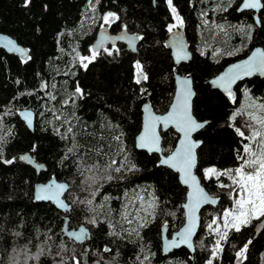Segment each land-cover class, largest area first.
Instances as JSON below:
<instances>
[{
    "label": "trees",
    "instance_id": "16d2710c",
    "mask_svg": "<svg viewBox=\"0 0 264 264\" xmlns=\"http://www.w3.org/2000/svg\"><path fill=\"white\" fill-rule=\"evenodd\" d=\"M241 2L234 0L228 7L227 0H173L193 54L177 67L166 47L168 26L176 23L167 0H97L91 6L88 0H30L27 6L25 0H0V33L16 39L31 57L24 60L0 48V264H83V245L65 236L66 219L69 229L80 224L90 229V264H208L209 260L233 264L236 252L248 241L252 243L244 264H264V230L255 238V225L263 217L239 232L229 230L215 255L219 236L215 224L208 227L223 210L233 207L235 193L219 187L231 183L228 176L205 179L204 170L238 166L237 154L249 140L241 138L236 128L245 136L250 129L244 115L235 121L230 117L244 94L264 100V78L259 76L241 81L232 99L205 82L254 47L264 48V23L258 28L252 12L237 11ZM108 12L119 17L110 26L101 19ZM124 25L143 37L137 53L118 44L114 48L119 52L111 56L101 52L87 69L80 66L79 57L91 55L100 27L108 26L115 33ZM247 26H251L250 39L240 30ZM136 61L148 76L140 84L135 82ZM176 73L194 80L193 112L199 121L208 122L196 136L202 141L196 173L219 199L216 207L208 206L201 213L195 260L185 248L163 255L162 228L167 226L171 235L183 225L187 189L177 173L159 165L157 154L135 146L143 105L149 103L156 113L167 112ZM77 86L82 95L76 93ZM24 108L36 112L32 131L19 118ZM162 136L163 153L169 154L178 135L171 130ZM25 154L44 166L41 174L20 159ZM112 161L116 164L109 168ZM132 165L135 170L129 171ZM115 167L121 170L116 172ZM97 170L100 176L94 178ZM53 176L70 186L65 197L71 205L69 213L34 201L35 184ZM142 193L147 195L144 199L154 196L155 205L151 216L143 215V227L132 232L127 223L132 218L124 207ZM93 219L96 222L90 223Z\"/></svg>",
    "mask_w": 264,
    "mask_h": 264
},
{
    "label": "snow or ice",
    "instance_id": "6c2138e0",
    "mask_svg": "<svg viewBox=\"0 0 264 264\" xmlns=\"http://www.w3.org/2000/svg\"><path fill=\"white\" fill-rule=\"evenodd\" d=\"M30 2V0H25V6ZM97 0H88L89 5H93ZM234 0H227L228 7H231ZM167 5L173 15V18L176 20L175 24L168 26V31L173 32L174 29L180 28L183 25V19L179 16L177 9L173 5V0H167ZM228 7H224L222 10L227 11ZM245 10H254L262 13L261 17L256 20L257 24L264 23V0H242V4L237 6V11ZM203 15H207L204 13ZM104 25H111L116 20L119 19L116 13L108 12L101 17ZM207 23V21H205ZM221 31H224L222 25H217ZM241 31H246L248 38L250 39L251 26H247L246 29L242 28ZM122 33L119 36L111 37L107 34H104L100 37L97 44L90 49V56H80L79 63L80 66L84 69L88 68V65L91 64L101 52L107 53V55H113V51L119 52V49L106 48L105 43L111 41L114 45L115 41H126L128 46L135 51L137 47V41L142 40V36L129 34L127 31V25H124ZM175 42L172 45H166L168 47L175 48V61L179 64L182 61H187L190 59V53L185 50V46L180 39L179 32L174 33ZM6 46L10 50L23 53L24 50L17 48L13 41L8 40ZM203 55V53H201ZM231 54V53H229ZM29 59L31 57H28ZM136 69V78L135 82L140 84L141 81H147L148 76L144 72L143 65L140 61H136L134 64ZM254 73H260L264 75V49H255L252 51L248 59L244 60L242 63H237L230 67L224 74H222L217 79L213 80L211 83L223 89L226 92L230 99L233 98V93L231 91V85L235 81L242 79L244 76H250ZM192 80L190 76L183 78H178V91L176 93L173 104L171 105L170 110L166 115L156 116L149 112V115L146 118L142 133L138 137V147L142 149H147L149 152H161L160 148V136L157 133L158 126H163L167 129L169 127H174L178 132L182 134V137L179 141V145L172 151L170 155L164 156L160 164L167 166L177 173L180 174L181 182L188 186L192 191L189 193L190 203L185 205L189 208V223L188 226L184 228L181 233H178L179 243H189L188 237L192 235L193 229L195 228V218L194 212L195 207L199 206L201 203L208 202V196L204 192L203 188L200 187V183L197 180V177L193 174V168L196 165V157L194 150L198 146L197 142L191 140V134L198 131L199 129L205 126V123L198 122L191 113V98L195 95L191 88ZM46 87V85H45ZM76 93L83 94L82 90L77 86ZM52 99H55L53 96ZM67 104L68 101H65ZM261 114L256 115L254 113H247L250 120L255 122L253 131L250 136H245V133L241 131L240 128H236L238 135L246 140L251 141V143L243 144L242 152L237 154L238 166L234 169H225L218 170L215 167H209L204 170V178L219 179L221 176H228L231 183L225 185L223 183L219 184V187L224 188L228 187L234 195V208L225 210L223 217V229L221 231L219 227L215 229L219 239L216 241V246L213 252V255L216 252L220 251V243L227 239L228 231L234 230L236 232L241 231L243 226L250 224L252 219L259 220L261 217H264V104L260 106ZM148 111V107L145 108ZM244 111H237L234 113L230 119L235 121L237 116L245 115ZM24 119L27 122L28 126L32 125V114L25 113ZM55 119L60 120V116H56ZM73 131L71 124L67 128V132L71 133ZM59 134V129H57ZM66 138V137H65ZM117 140H120L121 137H116ZM35 151V146L33 148ZM69 154L74 153L73 148L68 149ZM20 159H28L27 157H20ZM5 163H13V160H6ZM116 164V161H112V164L109 165V168L112 165ZM120 167H115L114 171L119 172ZM129 171L135 170V165H132ZM91 171V170H89ZM99 170L93 173V177H99ZM108 179H111V176H108ZM68 191V187L63 183H52L46 186H42L40 192L42 195H38L37 199L41 200H52L60 207L61 209L67 208L68 205L65 203L61 197L64 193ZM91 195H95L93 192ZM214 202V201H213ZM89 205L92 204V200H87ZM90 223H95L93 219L89 221ZM129 223L132 221L129 220ZM217 221L213 220L211 224L208 225L209 229H212V226L216 224ZM143 227V225H141ZM75 239L82 240L85 236L84 229L80 230L79 234H74ZM177 239L174 237L171 246H177ZM189 247L191 245L189 244ZM247 249V245L243 249L237 252V257L242 258ZM42 251V250H41ZM38 259V256L35 257ZM208 264H212V261L209 260Z\"/></svg>",
    "mask_w": 264,
    "mask_h": 264
},
{
    "label": "water",
    "instance_id": "95a60500",
    "mask_svg": "<svg viewBox=\"0 0 264 264\" xmlns=\"http://www.w3.org/2000/svg\"><path fill=\"white\" fill-rule=\"evenodd\" d=\"M242 4V2H241ZM240 4V5H241ZM245 11H250L252 12L253 14V17H254V21H255V24L258 28L261 27V24H257L256 23V20L258 18H260L259 14L261 12L259 11H254V10H245ZM239 12H243V11H239ZM128 33L129 34H132V35H137L131 31H129L127 29ZM175 32H179L180 34V39L182 40L184 46H185V50L190 53V59H188L187 61H182L180 62L179 64L176 63L175 61V48L174 47H167V49L170 51L171 53V57L174 61V64L178 67L180 66L181 64L183 63H188L191 59H192V51L190 50V44H189V41L186 37V34L184 33V30L182 29V27L180 28H177V29H174L172 33L169 34L167 40H166V45H172L174 44L175 42V36H174V33ZM104 34H107L108 36H111V37H115V36H119L122 33V29L119 30L118 32H115L113 33L111 31V29L108 27V26H103V27H100L97 32H96V35H95V39H94V42L92 44V48L97 44V42L99 41L100 37ZM8 40H11L13 41V43L16 45L17 48H20V49H23L24 52L23 53H20V52H16V51H12L9 49V47L6 46V42ZM139 43H140V40L137 41V47H136V50L133 51L127 44L126 41H115L114 45L111 41L109 42H106L105 43V47L106 48H109V47H114V46H117L118 44H124L127 49L133 53H137V50H138V46H139ZM0 48L3 49L7 54H10V55H16L18 57H20L21 59H27L28 56H29V51L27 48H25L23 45H21L20 43H18V41L16 39H14L13 37H11L10 35L8 34H4V33H0ZM264 49L263 47L261 46H256L254 47L245 57L239 59V60H236L230 64H228L226 67L223 68V70L221 72H219L216 76L212 77V78H209L207 79L205 82L206 83H209L211 85V87L213 89H216V90H219L221 93H224V94H227L226 92L223 91V89L221 88H218L216 86H214L211 82L215 79H217L218 77H220L222 74H224L230 67H232L233 65L237 64V63H242L244 60L248 59V57L251 55L252 51H254L255 49ZM188 75H180L178 73L175 74V93H174V97H173V100H172V103L171 105L173 104L174 102V99H175V96H176V93L178 91V78H183V77H186ZM256 76H259L260 78H264V75L260 74V73H254L253 75H250V76H244L242 79H239L237 81H235V83H233L231 85V91L233 93V96H235V87L243 80H246V79H252ZM191 77V76H190ZM191 80H192V84H191V88H192V91L195 93L194 96H192L191 98V113H192V116L198 121V122H201V123H205V126L201 129H199L198 131L196 132H193L191 134V140L194 141V142H197L198 146L196 147V149L194 150V154H195V157H196V165L195 167L193 168V174L197 177V180L199 181L200 183V187L203 188L204 192L207 194L208 196V202H205V203H201L199 206L195 207V212H194V218H195V228L193 229V233L191 236L188 237V241L189 243H179V237H178V233H181L185 227L188 226V223H189V215L192 214L190 213L189 211V208L185 207V205H189L190 203H192V201H190V196H189V193L192 191L188 186L184 185L182 182H181V179H180V174L177 173L175 170L167 167V166H163L160 164V161L161 159L164 157V156H167V155H170L172 153V151L179 145V141L182 137V134L180 132H178L174 127H169L167 129L163 128V126H158L157 128V133L158 135L160 136V148H161V152H149L147 149H142V148H139L138 147V137L139 135L142 133V130H143V127H144V124H145V121H146V118L147 116L149 115V112H151L152 114L156 115V116H163V115H166L168 113V111L170 110L171 108V105L169 106V109L167 110V112L163 113V114H160V113H156L154 111V109L152 108V106L149 104V103H145L142 107V126H141V130L140 132L138 133V135L136 136L135 138V146L137 148V150L139 151H145L149 154H157L159 156V165L162 166V167H166V168H169L170 170H172L173 172L177 173L178 175V178H179V181L181 183V185L183 187H185L187 189V192H186V200L183 204V210H184V223L183 225L179 228V230H177L176 232H174L173 234L169 235L168 234V227L167 226H164L162 228V236H161V242H162V245H161V250H162V253L163 255L167 256L169 255L171 252L175 251V250H180L182 248H185L187 250H189L191 252V254H193V260H195V241L198 237V234H199V230H200V226H201V213L202 211L208 207V206H213V207H216L219 203V199L218 198H215L213 197L204 187V185L202 184L201 182V179L200 177L198 176V174L196 173V168H197V165H198V149L201 147L202 145V141L201 140H198L196 139V136L199 132H201L208 124L207 121H199L196 116L194 115V112H193V108H194V100H195V97H196V92H195V89H194V80L193 78L191 77ZM143 82V80L141 81ZM146 106L148 107V111L145 110ZM25 113H31L32 114V125L31 126H28L27 122L25 121L24 119V114ZM19 118L25 123V125L28 127L29 130H34V127H35V122H36V112L33 110V109H30V108H24L22 110L19 111ZM171 130H174L177 135H178V140H177V143H176V146L175 148L169 153V154H164L163 153V149H162V142H163V136H162V133H166V132H169ZM23 157H27L28 159H24L23 161L28 164V165H31L35 168L37 174H41V172L44 170V166L42 164H39L38 162H36L35 158L32 157L30 154H25L23 155ZM52 183H63V184H66L67 187H68V191H69V184L64 182V181H60L58 180L55 176H53L52 178H50L49 180L45 181V182H38L37 184H35L34 186V192H33V198H34V201L35 202H38V203H41V202H44V203H51L53 204L58 210L62 211V212H66V213H69L71 211V205L66 201V194L68 193V191H66L64 193V195L61 197V199H63L65 201V203L68 205L67 208H64V209H61L60 207H58V205L55 203V201H52V200H41V199H37V196L38 195H42V193L40 192V189L42 186H46V185H49V184H52ZM214 201V202H213ZM68 221L69 219H66L65 221V225H64V233H65V236H67L68 238H70L72 241H74L75 243L77 244H80V245H83V252H82V261H83V264H90L89 263V253H90V244H89V241L91 239V231L90 229L84 225V224H80L78 225L76 228H72V229H69L68 228ZM81 229H84V232H85V236L82 240H77L75 239V236L74 234H79L80 233V230ZM264 230V217L261 218L259 221H257L256 225H255V238L258 237V235ZM176 238L177 239V242H178V245L177 246H171V242L173 240V238ZM251 243L252 241H248L245 245H247V249L244 253V256L242 258H238L237 257V252L240 251L241 249L244 248V246L238 250L235 254V260H234V263L233 264H244L245 261L247 260V256H248V251L250 249V246H251ZM189 244L191 245V247H189ZM91 264H99L98 262H94V263H91ZM119 264H124V263H119Z\"/></svg>",
    "mask_w": 264,
    "mask_h": 264
},
{
    "label": "rangeland",
    "instance_id": "374dc122",
    "mask_svg": "<svg viewBox=\"0 0 264 264\" xmlns=\"http://www.w3.org/2000/svg\"><path fill=\"white\" fill-rule=\"evenodd\" d=\"M264 104V100L263 101H259L256 99H252L250 97L247 96V94H244V98L242 99V101L239 103L237 111H244L246 114L244 115L248 121H244L246 122L245 124L249 127L250 131H249V135H251L252 131H253V127L250 125H254L255 122L251 121L249 116L247 115V113L251 112L254 113L256 115H260L261 114V109H260V105ZM236 111V112H237ZM248 143H251V141H249ZM147 196L145 194H140L138 196L137 200H134L132 203L127 202V205L124 207V213L127 214V216H129V218H132V222L129 223L127 221L128 224H131L133 226V230L132 232H137V229L139 228V226L142 224L143 222V215L144 214H148L149 212V216L152 215L151 213V209L154 208L155 205V201L156 199L154 198V196L152 195H148L147 199H144L143 197ZM234 208V203H233V207L229 208V209H233ZM227 210V209H225ZM225 210H223L221 212L220 218L217 219V223L215 224L214 227V231L217 227L220 228L221 231H225V229H223V221H222V217L223 214L225 212ZM126 218V216H125ZM127 219V218H126ZM257 220V219H252V221ZM230 230V229H229ZM227 230V231H229ZM216 232V231H215ZM112 234L114 233V230L112 229Z\"/></svg>",
    "mask_w": 264,
    "mask_h": 264
}]
</instances>
